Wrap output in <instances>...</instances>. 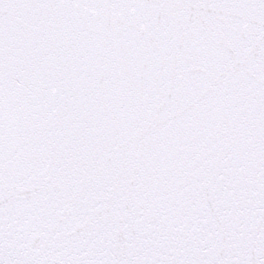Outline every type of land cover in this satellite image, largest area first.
<instances>
[{"label": "snow or ice", "instance_id": "1", "mask_svg": "<svg viewBox=\"0 0 264 264\" xmlns=\"http://www.w3.org/2000/svg\"><path fill=\"white\" fill-rule=\"evenodd\" d=\"M0 264H264V0H0Z\"/></svg>", "mask_w": 264, "mask_h": 264}]
</instances>
